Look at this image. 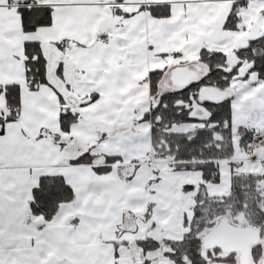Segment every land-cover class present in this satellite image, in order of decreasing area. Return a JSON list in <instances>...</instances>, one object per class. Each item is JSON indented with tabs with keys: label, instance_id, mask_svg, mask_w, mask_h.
Instances as JSON below:
<instances>
[{
	"label": "crops",
	"instance_id": "0c3cea01",
	"mask_svg": "<svg viewBox=\"0 0 264 264\" xmlns=\"http://www.w3.org/2000/svg\"><path fill=\"white\" fill-rule=\"evenodd\" d=\"M40 1L37 7L50 8V23L35 30L23 29L15 7L0 14V243L5 246L0 259L13 264L31 257L35 237L48 228L46 235L54 241L43 245L51 249L48 259L128 264V249L140 250L142 240L155 241L158 249L165 241L183 239L201 199L199 186L209 197L229 195L236 172L258 175L264 186V145L247 151L239 141L240 160L232 146L230 158L175 161L166 142L155 145L159 138L145 119L158 103L150 94L149 72L163 70L165 77L177 65L199 61L202 49L228 57L245 36L264 35V0H244L239 22L227 29L223 24L231 0ZM26 43L39 44L44 61L46 81L35 87L25 77ZM57 51V66L51 67L48 55ZM167 81L160 91L175 87L167 88ZM5 86L19 92V113L12 120H2L8 113ZM93 94L96 98L88 101ZM63 110L76 121L61 119ZM254 110L259 125L261 112L254 108L250 117ZM189 115L202 126L167 132H205L213 135V144L222 142L212 107L193 104ZM229 127L223 134L233 145L230 121ZM221 151L214 146L216 157ZM82 154L90 164H73ZM180 162L212 163L218 181L206 180L201 169L178 168ZM49 175L70 186L72 199L47 221L31 215L27 205L38 179ZM96 233L104 242H97Z\"/></svg>",
	"mask_w": 264,
	"mask_h": 264
},
{
	"label": "trees",
	"instance_id": "16d2710c",
	"mask_svg": "<svg viewBox=\"0 0 264 264\" xmlns=\"http://www.w3.org/2000/svg\"><path fill=\"white\" fill-rule=\"evenodd\" d=\"M244 0H231L230 6L226 13V18L223 26L227 28H234L240 20L241 8L245 5ZM33 6V5H31ZM30 6V7H31ZM36 6V5H35ZM40 9L47 10V16L45 17L43 11L33 13L35 19L43 17L45 23L37 24L35 19L28 25L25 24L22 14V25L24 30H35L38 26L48 25L50 23V8L48 6L40 7ZM39 44L37 43H26L25 44V59L24 64L26 65V76L27 83L30 87L38 86L39 84L46 81L44 75V61L42 60L39 53ZM32 48V55L28 54V49ZM235 56L237 58L236 64L233 65L235 72L237 66L241 67V64L248 63V72L246 76L250 78V81H255L258 78H264V35L247 41L246 45L238 46L234 49ZM214 57H221L220 65H223L224 61L227 60L223 54L216 52H208L204 49L200 51L199 61L205 66L204 73L200 74L194 81L189 82L184 87H174L167 91H159L160 85H158L161 79L164 77L165 71L163 70H153L149 72V86L150 94L156 95L158 98V103L151 108L150 116L146 115L145 119L151 120L153 127V134L156 135L159 140L155 139V145L157 146L159 142H166V146H169L170 151L168 152L171 160H201V159H215V158H227L231 157L232 154V142L231 140H226L224 138L225 132H228L229 127V114L226 108L223 110H217L223 102H211V101H199L197 98L198 91L201 87H215L221 90L231 89L228 82L231 77L234 76L235 72L232 73L231 77L228 75H219V70L221 67L217 66V60H213ZM187 64V62H186ZM42 69V75H41ZM227 72V71H225ZM237 73V72H236ZM217 74V77H216ZM227 74V73H225ZM218 78V79H217ZM11 86H5L3 88V94L5 96L6 102L5 107L8 111L4 119L2 120H12L15 119L19 113V92L17 89H12ZM232 90V89H231ZM96 98V95H90L87 100L92 101ZM86 101V100H85ZM199 104L207 108H213L217 114V135H221V140L217 144L213 140V135H206L205 132L194 133L192 136H185V134H175L167 132V129L171 127L173 123H181L186 121L194 120L189 113L191 112V105ZM220 104V105H218ZM59 115L65 117L68 112L63 110ZM213 115V114H212ZM214 116V115H213ZM76 115H71L70 121H76ZM1 120V121H2ZM67 122L62 125V127L67 126ZM160 127L162 129H157ZM66 128V127H65ZM164 130V131H163ZM239 134V141H243L244 145L246 140L249 138L246 129L241 130ZM227 142V143H226ZM218 145L221 152L217 153V157L214 154V146ZM84 157L81 159V157ZM166 156V155H165ZM229 157V158H230ZM174 158V159H173ZM105 159L110 162L113 158L105 157ZM91 162V158L87 157V154H82L78 158L72 161L73 164H85ZM178 168H190L201 169L206 180L218 181V175L215 173V167L212 163L201 164L194 163L190 165H185L186 163H181ZM106 167V166H105ZM205 167H208L209 174L206 173ZM211 168V169H210ZM212 170L213 172H210ZM53 177L55 180H53ZM261 177L253 174H245L236 172L231 176V189L229 195L220 197H209L205 194L204 187L199 186V194L201 195L200 201L195 204L194 211L192 212V218L187 221V231L190 227H196L193 233L184 232L183 239L180 241L170 242L165 241V243L170 248V259L173 264H206L207 259L203 257L199 249V233L212 226L216 219L223 217V219L228 218L233 219L242 218L248 227L253 230L257 227H262L264 229V186L261 183ZM39 183L36 187L32 188L31 199L27 205L30 208L31 215L42 216L35 212L32 205L35 203V198L39 194L41 196L48 197V211L46 215L53 218V212L57 213L61 203L69 202L72 199L71 188L66 185L65 182L59 176H42L40 177ZM50 183H55L56 192L58 194L53 195L49 191ZM44 219V216H42ZM48 219L47 221L51 220ZM45 220V219H44ZM264 234V233H263ZM141 247V252L144 254L145 258L142 262L137 264H151L149 257L146 255L148 251L157 248V243L152 240H142L139 243ZM260 247V249H259ZM254 262L258 261L261 253V246L255 247ZM134 259L137 260L138 254L135 255ZM229 261H233L230 259ZM118 264V263H116ZM132 264V263H129Z\"/></svg>",
	"mask_w": 264,
	"mask_h": 264
},
{
	"label": "rangeland",
	"instance_id": "374dc122",
	"mask_svg": "<svg viewBox=\"0 0 264 264\" xmlns=\"http://www.w3.org/2000/svg\"><path fill=\"white\" fill-rule=\"evenodd\" d=\"M131 1H135V0H131ZM142 2H144V0H140ZM222 22V21H220ZM255 33H251L247 36H245L242 41H240L239 43H237L234 47L237 48L238 46H243L246 45V41H248V39L250 38H254L255 36L258 35H254ZM59 55V51H57L56 53H53L51 55H48V60L49 58H51V60L48 62L50 63L51 67H55L57 66V57ZM227 61H224L223 65H220L221 62V57H214L213 60H217V66L221 67L222 70H219L218 74L219 75H228L229 77H231L232 73L235 72V68L233 67V65L236 64L237 58L235 56L234 51H231L230 53H228L227 55ZM59 58V57H58ZM63 66H66V61L65 59H63L62 61H60ZM198 63V62H195ZM201 66V71L197 72L195 77L191 80L194 81L195 78L198 79V77H200L199 75L204 73V70H202L203 68H205V66L201 63H198ZM203 66V68H202ZM241 67H238V69H236V72L234 74L233 77L230 78V80L228 82L229 85L231 86L232 92L230 94L229 97H227L224 100H221L219 102H223V104H218L220 105L219 108H217V110H224L226 108L229 117H230V122H231V126L232 129L234 130V137H233V147L235 149V153L234 156H236L235 158H237L238 160H240L241 158H243V156L241 157L240 155V146L239 145V136L237 132V129L239 127H245L248 122L250 121V112L252 109L257 108L259 110V112H261V121L260 124L258 125V131L261 134L264 135V78H258L255 79V81H250V78L248 76H246V73L248 72V63H244L240 65ZM227 70V72H225ZM227 73V74H225ZM167 77V78H166ZM217 77V74H216ZM166 79H168L166 84V87L169 88L170 86L173 87L172 84H169V73L167 74V76H165L164 78L161 79L160 83L158 85H160L163 82L166 81ZM218 79V78H217ZM190 81V82H191ZM160 87H159V91H160ZM164 88V87H163ZM230 89H228L229 91ZM163 91V90H162ZM161 92V91H160ZM66 100V99H64ZM217 102V103H219ZM203 106V105H201ZM201 111H204V109L199 108ZM225 111V110H224ZM194 116V115H193ZM202 126V124L200 122H194V121H190V122H181V123H175L171 126V130L175 131V132H181V131H190V130H194L198 127ZM165 143V142H164ZM264 145V140L261 144H259V146ZM258 146V147H259ZM257 150V149H255ZM245 154V153H244ZM246 156V155H245ZM8 177H12V175H8ZM261 179V178H260ZM1 184V181H0ZM263 186V182L261 180V183ZM63 218H59L57 219V221H61ZM10 218L8 217L7 221V227L9 228L10 226ZM233 220L237 221L238 224H245V221L242 218H239L238 216L235 218L233 216ZM188 221H190V219H188ZM223 222H226L225 220H223ZM222 224V225H221ZM219 224V228H217V236L220 233H226L229 229V227H227V225H225V223H221ZM196 227H190L189 231L190 233H193ZM48 228L45 229L44 232H46V234L48 233ZM254 230H256L258 232V234L260 235V242H261V247H262V243H264V229H262V227H257ZM187 232V230L185 231ZM247 233L248 234H254L255 232H252V229L250 227H247ZM94 235V234H93ZM94 237L97 239V242H99L100 240H102V236H100L99 234H95ZM104 242V241H103ZM102 244H106L103 243ZM84 244L87 245H94V243L91 242H85ZM82 245V244H80ZM108 245H110V243H108ZM136 247H132L130 249H128L127 254H126V258L128 259V264L132 263V264H137L140 263L144 260L145 256L144 254H142V252L140 250L134 251L132 249H134ZM141 249V248H140ZM260 249V247H259ZM170 248L168 245L165 244H161L160 248H155L151 251H148V253H146V255L149 257L150 263L151 264H156L157 261L159 262V260L163 259V260H168L171 262L170 259ZM2 254V253H0ZM48 255H50V253H47ZM136 254H138V258L137 260L134 259L136 256ZM47 255V256H48ZM68 255H70V253H68ZM81 259L80 256H78ZM88 257V256H87ZM207 257H209V259H207V263H211L212 261H215V259H211L212 254H210V256L208 255ZM7 258V256H6ZM5 261V260H4ZM255 261V260H253ZM117 262V260L115 261ZM173 262H171L172 264ZM15 264V263H13ZM67 264H70L69 262H67ZM113 264V263H112Z\"/></svg>",
	"mask_w": 264,
	"mask_h": 264
},
{
	"label": "flooded vegetation",
	"instance_id": "af4514ba",
	"mask_svg": "<svg viewBox=\"0 0 264 264\" xmlns=\"http://www.w3.org/2000/svg\"><path fill=\"white\" fill-rule=\"evenodd\" d=\"M221 223H225L229 229L226 233H220L217 236V228ZM247 227V225L238 224L233 219L221 217L216 219L211 227L202 230L198 238L199 252L206 259H209L207 256L210 254H212L211 259H215V261L206 264H264V243H262L260 258L254 262L255 247L261 246L260 235L252 228L255 235L248 234ZM188 231L186 234H190ZM230 259L233 261H229Z\"/></svg>",
	"mask_w": 264,
	"mask_h": 264
},
{
	"label": "snow or ice",
	"instance_id": "6c2138e0",
	"mask_svg": "<svg viewBox=\"0 0 264 264\" xmlns=\"http://www.w3.org/2000/svg\"><path fill=\"white\" fill-rule=\"evenodd\" d=\"M15 4L17 5V11L23 14V19L26 25L30 24L35 17L33 16V13H39L41 11L44 12V16H47V10L46 9H40L39 7L33 5L29 6L31 4V0H0V14H2L5 10L10 9L11 6ZM45 19L43 17L39 19H35V23L42 24L45 23ZM41 75H42V69H41ZM71 118V113L63 117L65 120H69ZM84 157L82 156L81 159ZM53 180L55 178L53 177ZM49 191L56 195L58 194L56 192V185L55 183H50L49 185ZM48 197L37 195L35 198V203L32 205V207L35 209V212L44 216L45 220L50 219L51 217L46 215V212L48 211ZM52 215H55V212L52 213ZM43 227V225H41ZM0 240H2V237H0ZM36 240V247L31 248L30 250L32 252V256L27 259H20L15 262V264H64L63 261H57L55 259H48L47 252L51 251L50 248H45L43 245L54 243V241L51 240L50 237H48L45 233H40L39 236L35 237ZM4 244L0 243V252L4 251ZM43 253V254H42ZM0 264H9V262L4 261L0 259Z\"/></svg>",
	"mask_w": 264,
	"mask_h": 264
},
{
	"label": "water",
	"instance_id": "95a60500",
	"mask_svg": "<svg viewBox=\"0 0 264 264\" xmlns=\"http://www.w3.org/2000/svg\"><path fill=\"white\" fill-rule=\"evenodd\" d=\"M201 66L198 63H187L181 66H175L169 70L170 84L175 87L186 86L196 75L201 71ZM228 92L215 87H201L198 91L197 98L199 101L218 102L227 97ZM256 231V230H255ZM257 232V231H256ZM258 233V232H257ZM226 241V240H225ZM156 264H171L167 260H159Z\"/></svg>",
	"mask_w": 264,
	"mask_h": 264
},
{
	"label": "built area",
	"instance_id": "2783aa9c",
	"mask_svg": "<svg viewBox=\"0 0 264 264\" xmlns=\"http://www.w3.org/2000/svg\"><path fill=\"white\" fill-rule=\"evenodd\" d=\"M31 5H41V1H37V2H31ZM11 7H15L17 8L18 6L13 4ZM254 113H256V111H254ZM1 129V126H0ZM249 138L246 140L245 142V148L247 151H252L254 149H256L259 144H261L264 140V138L257 132V119L255 117V115H253L250 119V122L247 124V128H246ZM2 132V130H0V133Z\"/></svg>",
	"mask_w": 264,
	"mask_h": 264
}]
</instances>
